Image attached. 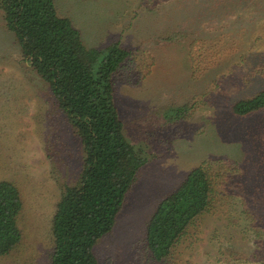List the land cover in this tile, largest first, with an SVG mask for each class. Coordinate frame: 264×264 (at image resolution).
Segmentation results:
<instances>
[{
	"label": "rangeland",
	"instance_id": "1",
	"mask_svg": "<svg viewBox=\"0 0 264 264\" xmlns=\"http://www.w3.org/2000/svg\"><path fill=\"white\" fill-rule=\"evenodd\" d=\"M88 47L130 56L114 99L127 139L147 157L97 264H264V110L233 113L264 88V0H55ZM0 11V180L22 192V241L0 264H47L52 216L78 182L79 137L48 83L21 59ZM215 183L212 203L165 262L151 257L148 220L191 169Z\"/></svg>",
	"mask_w": 264,
	"mask_h": 264
},
{
	"label": "trees",
	"instance_id": "2",
	"mask_svg": "<svg viewBox=\"0 0 264 264\" xmlns=\"http://www.w3.org/2000/svg\"><path fill=\"white\" fill-rule=\"evenodd\" d=\"M6 28L21 59L48 83L59 108L79 137L83 164L78 182L64 185L52 216L53 249L47 264H97L96 243L112 231L147 157L125 136L115 104V76L130 56L118 42L88 47L80 30L61 15L55 0H0ZM264 110V88L234 101L246 116ZM215 181L194 167L162 198L146 227L151 257L165 262L189 225L212 203ZM19 186L0 180V255L22 241Z\"/></svg>",
	"mask_w": 264,
	"mask_h": 264
}]
</instances>
